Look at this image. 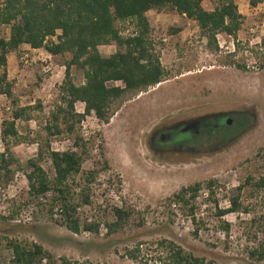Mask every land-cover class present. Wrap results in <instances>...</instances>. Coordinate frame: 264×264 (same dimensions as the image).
Returning a JSON list of instances; mask_svg holds the SVG:
<instances>
[{
	"label": "rangeland",
	"instance_id": "1",
	"mask_svg": "<svg viewBox=\"0 0 264 264\" xmlns=\"http://www.w3.org/2000/svg\"><path fill=\"white\" fill-rule=\"evenodd\" d=\"M236 2L245 18L237 33L240 49L232 58L233 36L219 33V49H214L194 19L170 8L148 11L151 38L169 75L128 100L109 123L92 112L78 125L88 150L83 169L99 170L89 184L90 203L77 207L79 232L66 226L62 211L51 209L46 198H29L24 170L37 155L50 111L59 103L71 54L52 55L44 48L36 51L24 44L8 54L13 97L0 94V153L5 150L3 119L11 117L18 106L40 103L42 107L30 111L31 119L17 120L20 139L11 146V154L18 160L12 165L15 174L8 186L0 184V264H12L6 238L39 242L57 262L66 257L81 264H164L167 249L161 242L168 240L216 264H264L246 252L247 246L256 244L249 227L253 216L264 210L263 193L245 185L240 200L251 211L218 213L230 206L236 188L248 176L264 174L263 52L255 48L264 37V2L257 6L250 0ZM217 3L203 0L210 10ZM134 27L133 21H126L123 33L134 32ZM172 27L181 29L173 32ZM9 34L10 26L1 25L0 37ZM99 49L110 55L117 46L104 44ZM232 59L247 64V70L231 63ZM46 60H51L52 72L44 71ZM71 73L77 84L84 82L76 65ZM76 110L85 112V102H77ZM240 118L246 124L233 125ZM208 129L214 133L207 146ZM157 130H164L158 140L164 152L150 148ZM72 138L68 134L53 136L51 148H72ZM42 163L53 176L51 161ZM75 177L72 184L80 192L85 182L77 185L82 177ZM199 181L203 187L195 200L197 219L193 221L188 209L171 197L181 187ZM75 197L78 202V194ZM115 208L132 213L116 232L108 233L107 223L117 220ZM88 222L99 223V232L85 229ZM224 222L231 224L229 232L221 227Z\"/></svg>",
	"mask_w": 264,
	"mask_h": 264
},
{
	"label": "trees",
	"instance_id": "2",
	"mask_svg": "<svg viewBox=\"0 0 264 264\" xmlns=\"http://www.w3.org/2000/svg\"><path fill=\"white\" fill-rule=\"evenodd\" d=\"M260 2L264 0H250L253 6ZM164 8L194 19L202 34L207 37L209 46H214V49H219V33L233 36L236 48L229 53V57L238 53L240 42L237 33L242 28L245 16L239 11L236 0H218L212 10L205 8L203 0H0V26H10L9 36L0 37V94L13 97V83L7 69L8 54L17 51L21 45L44 48L52 55L71 54L61 85L59 103L50 111V118L44 126L45 137L38 142L37 155L28 160V170H24L29 198L44 197L51 209L58 207L65 217L66 226L73 232L81 230L77 207L90 203L89 184L95 180L99 171L83 169L88 150L78 125L92 112L102 122L109 123L128 100L167 79L169 73L151 38L153 27L148 16L151 9ZM128 20L133 21L134 32L124 34L122 25ZM180 29L172 27L171 31L177 32ZM54 36L57 40L52 38ZM104 44H115L117 49L110 55H104L99 49ZM255 48L263 52L261 67L264 68V37ZM231 63L247 70L245 63L234 59ZM73 65L83 72L84 82L77 84L74 81L71 73ZM79 101L85 102L83 113L76 110ZM36 107L42 106L40 103L36 106H18L12 111L11 117L2 121L1 139L5 150L0 153V184L3 186H8L13 180L15 170L12 165L18 161L11 154V146L20 139L17 120L31 119L30 111ZM236 123L239 126L246 124L241 118L234 120L233 125ZM61 134L73 137L72 148L64 151L51 148V137ZM45 159L51 161L53 176L43 166L42 161ZM107 165L106 162L104 166ZM78 174L82 179L76 184L85 182L80 192L72 184ZM212 184V181L208 182L209 187ZM245 185L252 186L264 195V174L258 178L248 176L245 184L236 188L230 206L218 210L220 216L251 211L240 200ZM202 187L203 182L200 181L186 185L171 197L188 209L193 221L197 219L195 200ZM77 194L78 202H75ZM131 213L124 208H115L117 220L107 223L108 233L116 232L120 223L128 219ZM99 227L100 224L96 222L84 223L85 229L96 233ZM221 227L229 232L231 224L224 222ZM249 228L251 240L256 244L246 247L247 255L252 260L264 261V210L253 216ZM6 239L13 253L12 264H81L78 260L66 257H61L60 262H57L39 242ZM161 243H166L167 249L164 264H216L213 260L185 250L173 241L165 240ZM131 254L134 256V252Z\"/></svg>",
	"mask_w": 264,
	"mask_h": 264
},
{
	"label": "flooded vegetation",
	"instance_id": "3",
	"mask_svg": "<svg viewBox=\"0 0 264 264\" xmlns=\"http://www.w3.org/2000/svg\"><path fill=\"white\" fill-rule=\"evenodd\" d=\"M164 129H166V127L164 128ZM206 130V129H205ZM164 130H162V131H155L154 132V134H152V137H151V139H152V142L150 143V148L154 151V152H164V151H162L163 149H162V147H161V145L159 144V142H158V140L161 138V135L163 134L162 132H163ZM208 134H209V136L208 137H206L207 139L204 141V143L207 141V146H208V144L212 141V136H213V133H214V131L213 130H211V129H208V132H207ZM211 136V137H210ZM164 137V136H163ZM191 151H196V149H191ZM184 152V151H183Z\"/></svg>",
	"mask_w": 264,
	"mask_h": 264
},
{
	"label": "built area",
	"instance_id": "4",
	"mask_svg": "<svg viewBox=\"0 0 264 264\" xmlns=\"http://www.w3.org/2000/svg\"><path fill=\"white\" fill-rule=\"evenodd\" d=\"M235 50V49H234ZM46 64L44 65L43 69L45 72H52L53 71V68H52V63H51V60H46ZM7 109L8 110H11V106H7ZM61 211V210H60ZM63 215V214H61Z\"/></svg>",
	"mask_w": 264,
	"mask_h": 264
},
{
	"label": "crops",
	"instance_id": "5",
	"mask_svg": "<svg viewBox=\"0 0 264 264\" xmlns=\"http://www.w3.org/2000/svg\"><path fill=\"white\" fill-rule=\"evenodd\" d=\"M24 45H27L30 49H33V50H36V51L43 50V48H33L29 44H24Z\"/></svg>",
	"mask_w": 264,
	"mask_h": 264
}]
</instances>
